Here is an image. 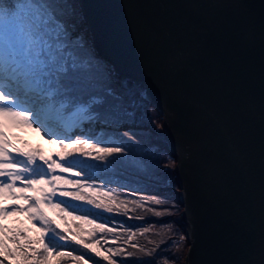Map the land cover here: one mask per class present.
<instances>
[{"label":"water","instance_id":"obj_1","mask_svg":"<svg viewBox=\"0 0 264 264\" xmlns=\"http://www.w3.org/2000/svg\"><path fill=\"white\" fill-rule=\"evenodd\" d=\"M176 158L184 264H264V0H79Z\"/></svg>","mask_w":264,"mask_h":264},{"label":"snow or ice","instance_id":"obj_2","mask_svg":"<svg viewBox=\"0 0 264 264\" xmlns=\"http://www.w3.org/2000/svg\"><path fill=\"white\" fill-rule=\"evenodd\" d=\"M82 22L76 0H0V264H89L87 252L117 264L125 253L98 247L97 234L115 229L93 209L129 210L106 185L131 156L122 135L132 137L115 131L131 113ZM13 128L47 137L57 151L16 148Z\"/></svg>","mask_w":264,"mask_h":264},{"label":"trees","instance_id":"obj_3","mask_svg":"<svg viewBox=\"0 0 264 264\" xmlns=\"http://www.w3.org/2000/svg\"><path fill=\"white\" fill-rule=\"evenodd\" d=\"M76 3L81 8L80 1L76 0ZM80 30L94 50L93 42L88 35L89 27L84 18ZM99 58L111 71V86L120 103L131 113L115 131L121 134L127 132L132 139L122 135L131 156L126 162L118 163L111 169L115 179L113 183L106 185L107 190L114 191L117 199L124 201L129 210L125 212L121 209L119 213H107L102 209H93L107 221V227L115 229L114 233L97 234V239H100L98 247L104 255H109L106 251L108 248L123 247L125 253L113 257L117 264H144L147 261H152V264H184L189 245L186 226L182 223L181 190L175 176L176 158L167 145L163 116L145 99L143 86L120 76L109 62L102 57ZM33 140L34 138L30 137V141ZM22 142L23 147L28 149L29 142L25 140ZM35 143L39 149L45 144L46 150L52 153L57 151L39 137ZM137 160L143 162L142 167L136 164ZM103 179L104 177H98L95 181L89 182L100 184ZM154 200L160 203H153ZM137 204L141 206L137 207ZM129 236L133 237L130 241ZM113 237H118L116 243H111ZM71 247L78 248L76 245ZM86 255L92 258L89 264H93V261L107 264V261L94 253L87 252Z\"/></svg>","mask_w":264,"mask_h":264},{"label":"rangeland","instance_id":"obj_4","mask_svg":"<svg viewBox=\"0 0 264 264\" xmlns=\"http://www.w3.org/2000/svg\"><path fill=\"white\" fill-rule=\"evenodd\" d=\"M88 35H89V33H88ZM89 37H90V35H89ZM91 38V37H90ZM140 86H143L144 87V85L143 84H141V83H139V82H137ZM15 132H14V128L11 130V135H15L14 134Z\"/></svg>","mask_w":264,"mask_h":264}]
</instances>
